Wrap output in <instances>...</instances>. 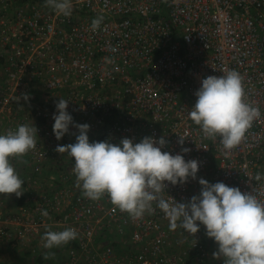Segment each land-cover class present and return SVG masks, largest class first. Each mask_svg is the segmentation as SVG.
I'll return each mask as SVG.
<instances>
[{
  "label": "built area",
  "instance_id": "1",
  "mask_svg": "<svg viewBox=\"0 0 264 264\" xmlns=\"http://www.w3.org/2000/svg\"><path fill=\"white\" fill-rule=\"evenodd\" d=\"M72 4V15L64 17L45 7V0H0V134L21 124L33 123L37 129V148L23 158L26 163L11 161L24 182L22 202L11 211L0 206V247L42 245L46 230L71 227L77 239L52 249V264H210L213 256L202 225L189 236L179 228L170 231L159 209L133 221L113 212L107 196L96 202L82 196L73 159L55 151L75 143L78 131L69 125L68 134L56 140L55 105L59 99L68 101L73 122L89 125L90 143L163 137L162 151L196 160V179L176 186L166 182L165 199L187 203L199 195L201 178L242 193L264 191V179L255 180L256 173L264 174V0ZM97 16L104 20L93 32L91 21ZM41 52L50 59L42 63ZM25 55L35 58L22 60ZM105 57L114 64H106ZM44 68L49 100L41 105ZM229 69L242 75L246 101L258 106L262 116L226 156L218 140L203 138L188 112L201 81ZM49 167L51 176L44 174ZM42 210L49 216H42Z\"/></svg>",
  "mask_w": 264,
  "mask_h": 264
},
{
  "label": "clouds",
  "instance_id": "2",
  "mask_svg": "<svg viewBox=\"0 0 264 264\" xmlns=\"http://www.w3.org/2000/svg\"><path fill=\"white\" fill-rule=\"evenodd\" d=\"M45 7L64 17L73 12L72 0H45ZM103 20V16L94 18L91 31L100 29ZM111 51L118 48L112 47ZM104 60L106 64H114L112 58ZM195 97L189 119L199 127L204 139L218 140L226 156L242 143L253 123L262 116L258 106L246 101L243 77L234 69L204 78ZM23 98L27 100L28 96ZM55 107L52 131L56 140L68 134L69 125L78 131L75 143L58 145L55 151L67 153L73 159L75 184L84 198L96 202L107 196L113 212L126 213L133 221L159 209L168 219L170 231L179 228L195 236L202 225L206 236L218 246L213 258L223 259V264H264V200L260 198L264 191L242 193L223 182L209 184L201 178L199 195L187 203H177L168 196L165 199L166 182L176 186L196 179L199 168L196 160L186 162L183 155L162 151L167 143L163 137L159 140L145 137L139 143L128 138L121 139L119 144L107 140L90 143L89 125L73 122L66 110L68 101L59 99ZM178 143L182 145L184 139L180 138ZM36 148L37 129L33 123L0 134V195L7 198L14 194L19 198L23 194L24 182L11 161L26 163L23 158ZM189 151L182 148L183 153ZM262 179L264 174L256 173L255 180ZM41 215L49 216L46 210ZM77 236L71 227L46 230L41 237L42 247L49 250L44 259L54 258L52 249L75 241Z\"/></svg>",
  "mask_w": 264,
  "mask_h": 264
},
{
  "label": "crops",
  "instance_id": "3",
  "mask_svg": "<svg viewBox=\"0 0 264 264\" xmlns=\"http://www.w3.org/2000/svg\"><path fill=\"white\" fill-rule=\"evenodd\" d=\"M22 202V197L17 198L14 194L5 198L0 195V206L3 210H13L19 203ZM49 251V250H48ZM52 251V250H51ZM47 249L42 245L34 242L32 245L14 244L0 247V263L1 264H44L47 259H44V254ZM41 256L40 261L36 256ZM15 256V257H14ZM17 256V257H16Z\"/></svg>",
  "mask_w": 264,
  "mask_h": 264
},
{
  "label": "rangeland",
  "instance_id": "4",
  "mask_svg": "<svg viewBox=\"0 0 264 264\" xmlns=\"http://www.w3.org/2000/svg\"><path fill=\"white\" fill-rule=\"evenodd\" d=\"M50 56L51 55H49V54H43L42 52H41V54H40V57H39V59H40V61L42 62V63H44V62H46L47 60H49L50 59ZM29 57V58H28ZM35 58V56H29V55H25L24 57H23V59L22 58H20V57H18L16 60L17 61H20L21 59L22 60H25V61H31V60H33ZM40 73H41V87H42V90H41V96H40V102H41V105H45V103H46V101L47 100H49V96H48V94H47V92L45 91V88H44V83L46 84L47 83V78H48V76H49V71L47 70V69H41L40 70ZM47 77V78H46ZM63 94H65V92H63ZM51 100H52V98H51ZM52 167H49V168H47L46 170H44V174H47L48 176H51L52 175ZM205 235H206V233H205ZM206 238H207V240H208V245H209V249H210V253H212V256H213V253L214 252H216L217 251V249H218V246H217V244L212 240V239H210V238H208L207 236H206ZM15 257V256H14ZM17 257V256H16ZM48 261H46L44 264H52V258H49V259H47ZM210 264H223V259H214L213 257L211 258V261L209 262ZM1 264V263H0Z\"/></svg>",
  "mask_w": 264,
  "mask_h": 264
},
{
  "label": "trees",
  "instance_id": "5",
  "mask_svg": "<svg viewBox=\"0 0 264 264\" xmlns=\"http://www.w3.org/2000/svg\"><path fill=\"white\" fill-rule=\"evenodd\" d=\"M93 142V141H92ZM36 258L38 259V261H40V259H41V256L39 255V256H36ZM42 260V259H41Z\"/></svg>",
  "mask_w": 264,
  "mask_h": 264
}]
</instances>
